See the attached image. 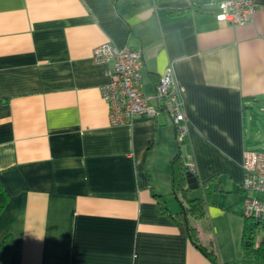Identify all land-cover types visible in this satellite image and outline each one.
Returning a JSON list of instances; mask_svg holds the SVG:
<instances>
[{"label":"crops","instance_id":"1","mask_svg":"<svg viewBox=\"0 0 264 264\" xmlns=\"http://www.w3.org/2000/svg\"><path fill=\"white\" fill-rule=\"evenodd\" d=\"M219 1L0 0V264H259L243 198L264 193L246 194L241 162L264 125L247 114L264 103V0L237 25ZM105 41L141 49L145 93L172 66L182 142L165 111L110 123L92 59ZM177 155L196 166L200 215L182 213Z\"/></svg>","mask_w":264,"mask_h":264},{"label":"built area","instance_id":"2","mask_svg":"<svg viewBox=\"0 0 264 264\" xmlns=\"http://www.w3.org/2000/svg\"><path fill=\"white\" fill-rule=\"evenodd\" d=\"M256 8V0H220L214 13L218 20L237 25L249 21ZM92 59L107 64L108 80L101 85L100 92L108 104L111 124L130 122L142 112L157 115L165 111L172 120L177 141L185 139L187 122L184 106L173 79L171 65L165 67L154 90L145 93L141 81V49L117 47L111 41H105L92 48ZM151 100L155 101V105L151 104ZM185 166L187 171L196 175V166L192 161L186 162ZM241 167L242 188L264 193V148H245ZM243 216L264 219V198L245 195Z\"/></svg>","mask_w":264,"mask_h":264},{"label":"trees","instance_id":"3","mask_svg":"<svg viewBox=\"0 0 264 264\" xmlns=\"http://www.w3.org/2000/svg\"><path fill=\"white\" fill-rule=\"evenodd\" d=\"M177 155L172 160V170H173V180L175 189L178 187L181 194V198L179 199V203L182 206V213L185 211H191L195 215H200L203 212V202L204 198L202 197H188L186 192L188 189L183 186V173L187 171L186 166ZM177 169L179 171L177 172ZM8 201V194L0 182V211L6 205ZM163 208H165L164 204H161ZM246 218V217H245ZM255 227L251 229V232L248 231L246 225L243 231V238L245 239V243L243 244V253L247 257L255 258L259 264H264V219H254ZM185 228L189 237L194 242V244L201 250V252L207 256L213 263L216 262V254L215 251L211 247H205L199 244L195 239V230L187 223L185 224ZM257 229H261L262 233L260 235L255 236L253 232Z\"/></svg>","mask_w":264,"mask_h":264},{"label":"rangeland","instance_id":"4","mask_svg":"<svg viewBox=\"0 0 264 264\" xmlns=\"http://www.w3.org/2000/svg\"><path fill=\"white\" fill-rule=\"evenodd\" d=\"M253 113L254 116L258 119L260 117V114H264V103H260V104H255L252 107H250L249 109H247V114L249 115V113ZM262 125V124H261ZM262 127H264V125L260 126V133L257 132L256 133V140L254 141L255 143H253L251 146H253V148H264V132H262ZM249 193L248 190H246V194ZM244 220H246V228L248 229V231L251 232V229H253L255 227L254 224V219L252 218H244ZM244 224V222H243ZM255 234V236L260 235L262 233L261 229H257L255 232H253Z\"/></svg>","mask_w":264,"mask_h":264},{"label":"water","instance_id":"5","mask_svg":"<svg viewBox=\"0 0 264 264\" xmlns=\"http://www.w3.org/2000/svg\"><path fill=\"white\" fill-rule=\"evenodd\" d=\"M182 182H183V184H185L187 189H196L200 186L197 175H195L189 171H185L183 173Z\"/></svg>","mask_w":264,"mask_h":264}]
</instances>
